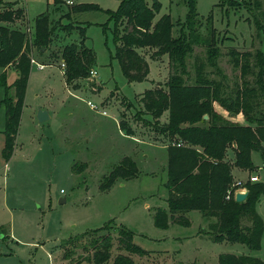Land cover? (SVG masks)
Wrapping results in <instances>:
<instances>
[{"label": "rangeland", "instance_id": "obj_1", "mask_svg": "<svg viewBox=\"0 0 264 264\" xmlns=\"http://www.w3.org/2000/svg\"><path fill=\"white\" fill-rule=\"evenodd\" d=\"M0 1L24 10L22 18L5 24L24 31L30 42L39 14L47 13L57 28L41 51L31 45V71L8 161L1 154L4 107L0 106V264H94L85 260L90 251L82 246L94 236L92 229L102 226L96 235L112 237L111 255L104 264H112L117 254L130 255L135 264H218L223 253L264 261V232L260 249L252 250L239 243L211 241L205 233L215 219L203 217L197 210L187 213L189 226L170 224L161 229L153 224L155 210L168 208L167 145L174 139L159 130L168 112L156 125L139 96L146 89L164 87L173 71L169 59L167 55L153 59V48H140L149 74L144 81L128 82L114 57V25L108 21V13L91 10L61 19L73 4H97L103 10L116 11L119 0H65L62 4L53 0ZM158 1L161 9L154 22L169 14L176 24L172 36L181 30L188 32L184 0ZM196 9L192 35L198 38L186 54L183 82L213 80L223 97L237 88L251 89L247 100L259 116L264 112V64L263 89L253 80L258 71L256 60L264 58V0H196ZM61 24L72 27L71 32ZM77 25L85 28V44L95 53L91 70L96 75L68 83L60 53L66 44L80 41ZM15 76L9 66L7 83ZM2 97L0 88V101ZM39 110H46L49 118L39 122ZM224 114L234 117L227 111ZM121 119L133 130L132 135L119 128ZM233 120L245 122L243 116ZM125 157L135 162L137 172L102 189L104 177ZM251 160V172L240 169L232 173L233 182L243 181L238 189L233 186L234 197L236 192H247L244 184L249 176L257 175L256 182L264 183L260 152L253 151ZM256 210L264 224V196ZM120 227L132 232V242L146 251L144 255L130 254L118 245Z\"/></svg>", "mask_w": 264, "mask_h": 264}, {"label": "trees", "instance_id": "obj_2", "mask_svg": "<svg viewBox=\"0 0 264 264\" xmlns=\"http://www.w3.org/2000/svg\"><path fill=\"white\" fill-rule=\"evenodd\" d=\"M53 1L62 4L65 0ZM184 4L187 9L184 21L188 32L181 30L178 36H172L176 24L169 14H162L154 22V17L161 9L158 0H119L116 11L103 10L97 4L78 3L69 6L61 19L69 17L70 13L91 10L108 13V21L114 25V57L128 82L144 81L149 74L148 61L139 52L140 48H153L150 56L153 59L162 55H167L169 59L173 71L164 87L146 89L139 96V102L156 121V125L162 114L168 112L167 121L159 126V130L170 140L174 139L167 145L168 208L159 207L155 210L153 224L161 229L170 224L189 226L187 213L197 210L203 217L215 219L209 223L205 233L211 241L239 243L249 249L259 250L264 224L256 206L264 196V183L247 181L244 184L247 196L240 202L235 200L233 194L229 198L226 195L232 186L234 167L251 172L254 169L251 160L253 151L260 152L264 159V112L260 111L259 116L256 115L257 110L252 109L253 105L248 102L251 89L237 88L234 93L223 97L219 93V84L213 80L199 78L194 83L183 82L181 72L185 71L186 54L192 51L193 43L198 38L192 35L196 31L194 25L198 16L196 0H184ZM23 15L24 10L14 7V3L0 1V22H4L0 24V88L3 90L0 106L4 107L1 154L5 161L10 159L14 150L31 71V45L39 46L41 51L42 47H47L51 35L57 30L52 20L49 21L47 13H41L34 20L35 35L30 42L24 31L5 24L15 22ZM106 26L107 23L104 28ZM61 27L71 32L72 27L69 25L61 24ZM76 27L81 33L80 41L66 44L60 53L68 83L87 78L95 63L93 49L85 44V28ZM119 27L120 30H117ZM263 64L264 58L259 56L255 63L258 71L253 81L261 85V89ZM9 66L16 75L10 84L7 83ZM226 111L234 114V117H227L224 114ZM204 115L207 117L204 118ZM236 116H243L245 122L234 121ZM118 125L125 134L132 135L133 130L125 120L121 119ZM136 172L135 162L125 157L104 177L100 187L108 189L115 180L132 178ZM102 227L92 229L94 236L87 245L82 246L90 251L85 260L94 264L106 263L111 255L112 237L96 235ZM117 234L118 245L124 251L145 254L144 249L132 242L133 234L129 229L120 227ZM112 264L135 263L130 255L117 254ZM218 264H264V261L251 255L223 253L219 256Z\"/></svg>", "mask_w": 264, "mask_h": 264}, {"label": "water", "instance_id": "obj_3", "mask_svg": "<svg viewBox=\"0 0 264 264\" xmlns=\"http://www.w3.org/2000/svg\"><path fill=\"white\" fill-rule=\"evenodd\" d=\"M234 115V114H232ZM37 120L39 122H43L45 120H47L49 118L48 112L46 110H39L36 114ZM207 116L204 115V118H206ZM247 196V192L243 191V192H236L235 194V200L240 202L243 201Z\"/></svg>", "mask_w": 264, "mask_h": 264}, {"label": "built area", "instance_id": "obj_4", "mask_svg": "<svg viewBox=\"0 0 264 264\" xmlns=\"http://www.w3.org/2000/svg\"><path fill=\"white\" fill-rule=\"evenodd\" d=\"M89 74H90L91 76H95V75H96V71H94V70H90V73H89ZM90 106H91V107H94V105L91 104V103H90ZM102 113H105V112L103 111ZM178 145H179V144H178ZM249 181H250V182H256V181H258V177H257V175L249 176ZM242 184H243V181H240V180H237V181L233 182L231 188H230V189L228 190V192H227L226 197L229 198V196L232 195V194H233V196H234V193H235V192H233V186L236 187L235 189H238Z\"/></svg>", "mask_w": 264, "mask_h": 264}, {"label": "crops", "instance_id": "obj_5", "mask_svg": "<svg viewBox=\"0 0 264 264\" xmlns=\"http://www.w3.org/2000/svg\"><path fill=\"white\" fill-rule=\"evenodd\" d=\"M235 170H237L238 172L240 171V169H238V168H236V169L233 168V169H232V173H234ZM259 214H260V213H259Z\"/></svg>", "mask_w": 264, "mask_h": 264}]
</instances>
